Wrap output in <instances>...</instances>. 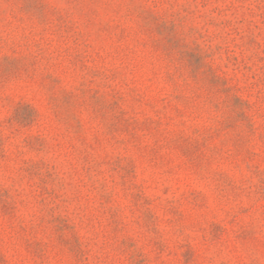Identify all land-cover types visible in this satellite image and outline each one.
<instances>
[{
  "label": "rangeland",
  "instance_id": "374dc122",
  "mask_svg": "<svg viewBox=\"0 0 264 264\" xmlns=\"http://www.w3.org/2000/svg\"><path fill=\"white\" fill-rule=\"evenodd\" d=\"M0 264H264V0H0Z\"/></svg>",
  "mask_w": 264,
  "mask_h": 264
}]
</instances>
